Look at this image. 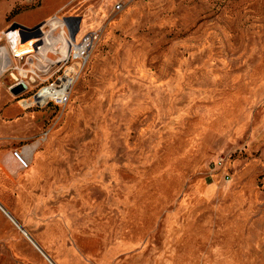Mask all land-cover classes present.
Here are the masks:
<instances>
[{"label":"rangeland","instance_id":"374dc122","mask_svg":"<svg viewBox=\"0 0 264 264\" xmlns=\"http://www.w3.org/2000/svg\"><path fill=\"white\" fill-rule=\"evenodd\" d=\"M39 3L0 0V45ZM54 16L98 34L68 102L24 109L41 179L23 198L49 217L41 237L59 231L57 264H264V0H69ZM16 74L0 107L38 87L12 91Z\"/></svg>","mask_w":264,"mask_h":264},{"label":"crops","instance_id":"0c3cea01","mask_svg":"<svg viewBox=\"0 0 264 264\" xmlns=\"http://www.w3.org/2000/svg\"><path fill=\"white\" fill-rule=\"evenodd\" d=\"M68 2L40 0L33 19L21 24L36 25L56 15ZM29 120L31 116L16 101L0 107V264H57L54 256L61 241L59 231L51 237H41L36 224L49 217L43 206L23 198L34 189L33 180L41 176L34 169H22L11 155L14 148L24 152L23 141L36 134ZM33 150L38 158L39 151L35 147Z\"/></svg>","mask_w":264,"mask_h":264},{"label":"built area","instance_id":"2783aa9c","mask_svg":"<svg viewBox=\"0 0 264 264\" xmlns=\"http://www.w3.org/2000/svg\"><path fill=\"white\" fill-rule=\"evenodd\" d=\"M119 4H115L114 10L118 11ZM52 19L59 21V30L55 33L52 30L49 22ZM43 21L39 26V33L36 37H31L25 41H21L20 29H6L2 33L4 44L0 45V49L4 48L8 58L9 65L0 70V75H3L9 69L16 70V75L13 76V82L9 88L29 84L37 86V89L28 98H22L21 101H32L26 106L21 107L27 109L31 106H45L52 103L56 106H64L70 96L71 88L77 81L85 67L91 50L98 38L95 31H87L81 35H75L72 39L69 35L64 16L56 17ZM23 35L28 36L29 31L23 30ZM52 36V37H51ZM49 38H57L50 40ZM28 43L29 49H20L22 43ZM49 47L46 54L42 51ZM28 50V51H27ZM36 60V65L32 68L33 61ZM28 65V68H26ZM49 77L44 80V76ZM19 102V103H20ZM12 157L17 161L22 169L29 166V159L23 155L21 150H11ZM223 156L220 155L213 161L214 166L221 165Z\"/></svg>","mask_w":264,"mask_h":264},{"label":"water","instance_id":"95a60500","mask_svg":"<svg viewBox=\"0 0 264 264\" xmlns=\"http://www.w3.org/2000/svg\"><path fill=\"white\" fill-rule=\"evenodd\" d=\"M64 21L66 23V27L68 29V32H69V35L72 39L75 38V35L79 29V24H80V21H81V17L80 16H64ZM43 22L33 26V27H27V26H24L22 24H19V23H13L11 26H10V29H15V28H18L20 29V34H21V41H25L26 39L28 38H31V37H36L37 34L39 33V26L42 24ZM23 30H27L29 31V35L28 36H25L23 35L22 31ZM25 86L24 85H21V86H18V87H14V88H11L12 91H14L15 89L16 90H19L20 88H24Z\"/></svg>","mask_w":264,"mask_h":264},{"label":"bare ground","instance_id":"6f19581e","mask_svg":"<svg viewBox=\"0 0 264 264\" xmlns=\"http://www.w3.org/2000/svg\"><path fill=\"white\" fill-rule=\"evenodd\" d=\"M49 23L50 27L52 30L56 29L58 26H60V23L58 20L56 19H52L50 22L49 20L46 21ZM52 37V36H51ZM50 40L53 39L54 41L57 40V38H49ZM30 46L29 44L26 42V43H22L19 47V50L20 49H29ZM51 51V49L49 47H46V49H44L42 51L43 54H46L48 51ZM28 51V50H27ZM52 52V51H51ZM9 65V62H8V58L6 56V51L4 50V48H1L0 49V70H3L4 68H6L7 66ZM32 102V101H30ZM28 101H21L20 104H22L23 106H26L28 103H30ZM26 156L28 157V155L26 154Z\"/></svg>","mask_w":264,"mask_h":264}]
</instances>
